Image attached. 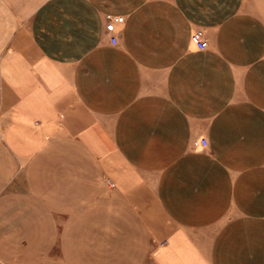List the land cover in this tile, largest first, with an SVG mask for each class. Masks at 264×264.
<instances>
[{
    "label": "crops",
    "instance_id": "1",
    "mask_svg": "<svg viewBox=\"0 0 264 264\" xmlns=\"http://www.w3.org/2000/svg\"><path fill=\"white\" fill-rule=\"evenodd\" d=\"M0 264H264V0H0Z\"/></svg>",
    "mask_w": 264,
    "mask_h": 264
},
{
    "label": "built area",
    "instance_id": "2",
    "mask_svg": "<svg viewBox=\"0 0 264 264\" xmlns=\"http://www.w3.org/2000/svg\"><path fill=\"white\" fill-rule=\"evenodd\" d=\"M122 18L117 17V18H112L110 16L105 17V24H104V29L108 33H112L115 30L116 24L121 23ZM191 43H193L197 49L199 50H204L207 47V42L204 40L199 39L197 35H192L191 38ZM111 42L114 43V39H111ZM202 144L205 145V141H202Z\"/></svg>",
    "mask_w": 264,
    "mask_h": 264
}]
</instances>
